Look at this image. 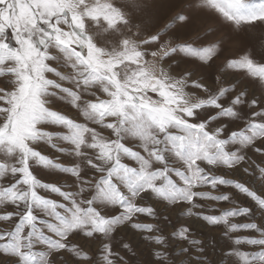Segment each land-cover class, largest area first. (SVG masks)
I'll use <instances>...</instances> for the list:
<instances>
[{
  "label": "snow or ice",
  "instance_id": "6c2138e0",
  "mask_svg": "<svg viewBox=\"0 0 264 264\" xmlns=\"http://www.w3.org/2000/svg\"><path fill=\"white\" fill-rule=\"evenodd\" d=\"M188 5L189 15L174 20L190 21L192 12L206 9L236 29L264 23V2ZM152 6L148 0H0V77L7 78L0 86V221L14 225L0 232L3 264H68L65 253L91 264L76 240L98 241L102 264H132L126 256H136L145 242L159 246L147 264H213L189 227L172 233V241L184 242L178 251L160 250L171 241L145 222L160 220L157 202L187 205L188 216L223 225L234 245L225 255L264 264V219L254 221L257 210L264 217V194L241 182L254 174L252 156L264 157V94L224 86L220 76L219 87L206 83L217 46H193L201 41L181 35L184 25L162 33ZM181 64L189 66L177 71ZM225 68L264 84V64L249 55ZM58 101L86 122L57 110ZM44 146L71 159L60 163ZM36 167L65 184L43 181ZM258 171L264 178V167ZM221 186L242 193L247 206L220 215L193 211L205 207L198 201L235 203V192ZM245 230L255 235H232ZM121 231L135 243L120 238Z\"/></svg>",
  "mask_w": 264,
  "mask_h": 264
},
{
  "label": "rangeland",
  "instance_id": "374dc122",
  "mask_svg": "<svg viewBox=\"0 0 264 264\" xmlns=\"http://www.w3.org/2000/svg\"><path fill=\"white\" fill-rule=\"evenodd\" d=\"M118 4L122 0H116ZM249 2L261 3L264 0H249ZM148 3L153 5L150 8V11L154 17H158L160 21V30L162 33L167 30L169 33L173 29L178 28L180 25L184 27L180 28V34L192 42V39L199 37L200 41L193 46L196 47H205L216 45L217 56L215 58L214 70L207 75L206 83L212 87H219L216 83L217 77L220 76L223 80L224 86L231 84H236L237 86H243L245 90L249 92H256V96L259 97L261 94H264V84L261 83L259 78L248 77L246 73L242 71H235L232 69H226L225 65L228 60L239 59L244 55H249L255 62L264 64V23L257 22L253 25H243L239 29H236L233 25L223 20V18L215 12L208 10H196L192 12L190 21H176L174 18L183 13L184 15H189L188 12V0H148ZM236 40V41H235ZM237 43V44H236ZM148 59H151L149 56ZM187 59V58H186ZM57 66V65H53ZM189 65L181 64L180 69L188 67ZM223 69V72L221 71ZM60 71L64 73H70L71 69L66 67H60ZM49 78L52 77L51 74H48ZM7 82L6 77H0V86H3ZM65 86H71L65 84ZM203 98L206 94L199 93ZM195 99V97H193ZM5 106L2 101H0V107ZM57 110L62 111L64 114L69 115L73 119H76L78 122L84 123L82 115L77 112L75 109L71 108L70 105L65 104L62 101H58L56 104ZM51 130V129H50ZM233 130H238L234 128ZM44 154L50 155L52 158L59 157L60 163L67 164L71 159L65 157L60 153H54L53 150L48 149L47 146H44ZM251 155V154H250ZM5 157L0 155V162H3ZM252 160L255 162L253 165L254 174L245 175L241 182L246 183V186L256 191L257 194H264V178H261V175L258 171V167H264V157L260 155H253ZM180 166V165H176ZM34 174L38 178L42 179L45 182H50L59 179L61 185L65 184L63 179H60L54 173H51L49 170H45L40 167L34 168ZM217 175H222V172H216ZM225 178L235 179L231 174L226 175ZM222 189L232 195L235 190H229L227 186H221ZM202 190H211V189H202ZM213 194H220V192L214 191ZM55 198V197H53ZM235 203L228 202H214V201H198L203 203L205 207L201 209H194L193 211H198L207 215H220L224 210L231 209L236 206H247V200L242 193L235 192L233 195ZM160 206L161 218L160 220L149 219L145 222L157 224L162 228V234L169 238L171 241V248L169 249H160L162 251H167L171 253L173 250L178 251L179 247L184 246L182 240L172 241V233L176 232L181 227H189L193 231L195 238L200 239L203 242L204 247L206 248L209 258L212 260L213 264H242L237 257L232 255H225L228 253L229 249L233 248L234 245L223 236L225 232V227L223 225L211 226L207 225L204 221L198 219L195 216H188L186 214L187 205L183 208L176 206H167L165 207V202H157ZM8 210H12L8 208ZM166 217V219H165ZM232 222H236L239 218H230ZM250 219L246 218L243 222H249ZM264 217L261 216L260 212L257 210L254 221L261 223ZM14 225L9 222L0 221V232L10 231ZM160 234V233H158ZM255 235L250 231H243L242 233H235L232 235ZM120 238L124 240H133L131 234L121 231L119 233ZM107 239V238H104ZM3 241H0L2 243ZM73 243L77 244L82 253H85L88 257L91 258V264H102L100 259V250L101 244L95 240H76ZM133 243L135 241L133 240ZM241 251L254 252L258 248L249 245H240L238 246ZM159 246L145 242L137 247L136 256H126L127 259L132 261V264H147L148 261H153L154 258L151 255L153 249H157ZM37 250H43L38 248ZM121 255H125L121 252ZM192 255H197V253H192ZM5 257L0 254V264H3ZM11 259H15L12 257ZM65 259L68 264H88L87 261H82L79 257H76L70 253H65ZM180 259H185V257H180ZM190 264H195V261H190Z\"/></svg>",
  "mask_w": 264,
  "mask_h": 264
},
{
  "label": "bare ground",
  "instance_id": "6f19581e",
  "mask_svg": "<svg viewBox=\"0 0 264 264\" xmlns=\"http://www.w3.org/2000/svg\"><path fill=\"white\" fill-rule=\"evenodd\" d=\"M236 41V40H235ZM237 44V43H236ZM256 93V92H255Z\"/></svg>",
  "mask_w": 264,
  "mask_h": 264
}]
</instances>
